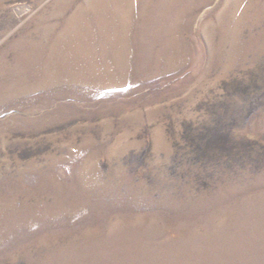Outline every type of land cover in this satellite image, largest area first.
<instances>
[{
    "label": "rangeland",
    "instance_id": "1",
    "mask_svg": "<svg viewBox=\"0 0 264 264\" xmlns=\"http://www.w3.org/2000/svg\"><path fill=\"white\" fill-rule=\"evenodd\" d=\"M0 264H264V0H0Z\"/></svg>",
    "mask_w": 264,
    "mask_h": 264
}]
</instances>
